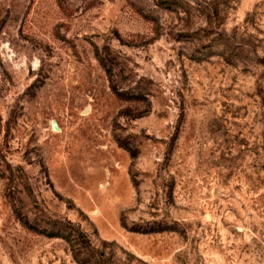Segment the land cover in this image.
I'll return each mask as SVG.
<instances>
[{"label":"rangeland","instance_id":"rangeland-1","mask_svg":"<svg viewBox=\"0 0 264 264\" xmlns=\"http://www.w3.org/2000/svg\"><path fill=\"white\" fill-rule=\"evenodd\" d=\"M59 221L264 264V0H0V264H76Z\"/></svg>","mask_w":264,"mask_h":264},{"label":"trees","instance_id":"trees-1","mask_svg":"<svg viewBox=\"0 0 264 264\" xmlns=\"http://www.w3.org/2000/svg\"><path fill=\"white\" fill-rule=\"evenodd\" d=\"M43 234L49 238L61 239L68 246L71 258L76 264H130L117 257L114 245L100 241L98 247L90 242L88 236L70 222H54ZM131 259L132 256L128 255Z\"/></svg>","mask_w":264,"mask_h":264}]
</instances>
